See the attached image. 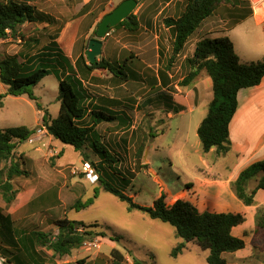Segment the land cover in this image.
<instances>
[{
  "label": "crops",
  "instance_id": "0c3cea01",
  "mask_svg": "<svg viewBox=\"0 0 264 264\" xmlns=\"http://www.w3.org/2000/svg\"><path fill=\"white\" fill-rule=\"evenodd\" d=\"M122 1L108 0L103 9L96 10L97 7L94 8L95 0H72L73 5L70 8L66 7L68 11H71V8L73 9L70 19L65 22L58 37L54 40L57 45L53 44L55 47H53L52 51H49L57 52L69 64L59 60L61 65H55L58 74L51 73L54 74L58 83L59 80L72 76L70 66L75 70L76 76L74 77L80 80L78 89L83 96V106L87 112L82 125L92 129L91 141H97L112 159H116L114 164L108 165L105 161H100L97 153L92 152V155L95 156L98 171L104 168L113 172L116 167L115 164L121 162L122 158L118 156L119 150L125 152V146L130 145V141L126 142L125 135L127 136L126 133L130 129H134L135 121L139 115L142 116L150 110L162 112L165 104V107L168 108L167 119H171L173 114L181 115L187 113L189 116H193L194 113H197L196 118L198 119L194 126V130H197L206 115L208 103L212 98V82L204 73H201L191 85L181 90L178 89L177 85L172 87L176 76H178V71H182L183 61L186 58V55L183 56L181 62L178 59L170 68H167V60L170 57V53L167 56L169 46L166 42L167 36L170 38V35L168 29L163 25V20L167 17L177 18L182 13V7L177 11L174 6L176 0L137 1V6L132 12L139 26L137 33L131 34L125 28H119L110 30L104 38L99 39L102 42L101 55L96 60L104 59L110 63H116L118 67H123L120 69L118 77L113 76L104 69L94 70L88 75H80L76 71L75 61L80 56H83L85 64L89 65L86 59L87 44L90 38H95L92 37V33L96 29L97 24ZM233 1L235 2V0ZM237 9L231 5L227 7L225 4L217 7L208 18L200 23L199 27L188 38L183 49L190 45L187 51L191 50L190 52L192 53L196 42L201 39H213L222 36L230 38L225 32H230L232 24L230 26L228 24L237 14ZM36 11L48 15L47 12ZM252 16L256 21L258 18L261 21L263 14L256 13L257 18L252 12ZM44 22L49 23L48 21L35 23ZM21 27H24V24ZM13 38L15 37L0 41V58L8 57L4 55L6 53L7 55L10 54L7 51L5 52V49L1 46L13 40ZM21 39L17 40L20 46L9 57L16 56L17 61L23 65L24 69H33L36 65L40 66L45 63V59L52 58L54 53L44 54L50 48L49 43L36 54L31 52L33 50L31 49L33 41ZM41 53L44 54V56L42 55L43 57L40 55ZM164 81L166 83L165 86ZM3 88L4 93L5 87L3 86ZM174 90L179 93H175ZM6 99L21 101L26 105H30L36 115L33 119V125H36L35 128H37L38 124H41L46 132L42 121L43 111L36 108L34 101H31L26 95L20 97L6 96L2 100L0 109L4 108ZM169 100L173 106L182 107V109L171 114L169 110H173V108H170ZM237 104L236 112L229 124L230 152L225 156L217 155L218 159L225 157L227 162L223 164L212 162L209 164L206 160H201L202 168L196 171L198 175L193 178L191 183L193 192H190V194L199 195L198 198L204 200L205 204H208L210 208L244 215V222L234 227L231 230V234L236 238L242 239L245 246L243 249L231 254L234 258L241 257L240 255H243L241 252L246 249L243 257L253 259L255 252L264 254V234L255 232L256 212L258 209L264 208V190L257 191L254 197V205L245 206L235 197L231 183L245 167L264 159V77L257 86L240 90L237 95ZM40 106L48 112L50 118L56 117H53L48 107ZM98 112L103 114L106 119H97L99 121L95 123L94 114ZM24 127L35 130L28 125ZM44 135L48 136L49 139L52 138L46 133ZM49 142L52 143V140H49ZM209 153H214L213 149ZM14 157L17 158L15 161L19 163L20 169L25 171L27 175L15 177L10 181L13 191H15V197L11 204L6 205L0 195V254L3 255L0 256L7 259L10 264H13L11 260L14 257L9 252L24 251V249L30 250L29 247L20 245L22 242L20 241L21 238L26 236L29 239H34V234L37 232L45 233L40 217L43 213H46L43 211L47 210L43 209L42 212H38L37 207L42 206L38 204V201L43 199L44 201H50L54 205H62L65 202V208H75L74 205L66 203L65 200L62 202V195L66 194L75 197V193L78 191L72 187L75 183L74 180L69 182L71 187H68L67 182L61 186H57V183L54 184L56 175H63V167L56 166V163L54 165L51 164L52 167L46 166V155L42 153L39 147H36L27 155L15 149ZM58 158L56 156V159ZM83 162L81 160V163ZM3 168L4 165L0 164V170ZM48 168L57 173L48 170ZM222 169L225 171L223 174L221 172ZM216 170L219 172L217 174L219 175L218 177H208L212 176L213 173V175H216ZM44 179L48 181L45 182ZM44 183L47 188L55 186L52 194L48 196L39 194V184ZM253 187L254 184L252 186L248 185V189ZM184 199L192 202L189 198ZM72 200L75 202V198H72ZM34 219L40 220L38 222L39 225ZM6 228H9V230L4 235ZM45 229L54 235L52 238L58 233L54 223ZM103 240L105 241V239ZM27 241L29 240L25 242L28 243ZM188 245H186V249ZM108 247L110 250L114 249L111 244H108ZM35 251L36 255H33L31 260L28 257L25 258L26 264H45L42 257H37L38 251ZM50 255L51 257L62 258L61 264L70 263L64 260L69 255L58 256L53 251H51ZM16 264L22 263L17 262ZM231 264H235V262ZM259 264H264V258Z\"/></svg>",
  "mask_w": 264,
  "mask_h": 264
},
{
  "label": "trees",
  "instance_id": "16d2710c",
  "mask_svg": "<svg viewBox=\"0 0 264 264\" xmlns=\"http://www.w3.org/2000/svg\"><path fill=\"white\" fill-rule=\"evenodd\" d=\"M239 1H244L248 5L246 0ZM228 3L230 0H184V8L179 17H167L163 20V25L168 29L171 39L167 68H170L176 61L188 38L200 23L208 18L218 5ZM42 21H49V16L36 11L26 0H0V41L8 37H16L18 30L25 23ZM97 27L98 24L96 29ZM138 27L136 17L131 13L129 21L123 20L109 31L125 28L126 31L134 34L137 33ZM96 29L93 31L92 37H95ZM53 47L55 46L50 44V48L44 53H54L52 58L45 59V63L29 70L23 68L16 56L0 58V83L5 87V92L0 94V107H2V100L6 96L26 95L35 102L38 110L43 111L42 121L47 135L72 147L85 162L88 159L86 151L90 150L97 153L101 162L105 161L108 165L114 164L116 159H112L97 141H91L92 129L82 125L87 112L83 106V96L78 89L80 80L74 77L76 72L71 66L72 76L66 77V79L70 78L71 83L66 79L59 80L58 83L56 102L59 104V109L57 116L53 119L50 118L48 112L37 103L32 89L51 72L58 74L55 65L60 64L59 60L65 64L68 62L57 52H49ZM44 54L40 55L44 56ZM184 62L188 70L179 82L180 87L191 85L201 73L209 77L212 82V98L208 103L206 115L196 130L201 151L203 154H207L213 149L216 155L225 156L230 152L229 124L237 109L238 92L242 89L255 87L261 82L264 77V58L257 62L242 63L234 51L231 40L227 36H222L197 41L193 52L185 58ZM75 68L80 75H88L94 70L104 69L118 77L119 71L123 67H118L116 63H110L104 59L86 65L84 57L80 56L75 61ZM170 108H173L175 112L182 109V107L175 106H170ZM94 115L95 123L97 119H106L100 112ZM34 133V130L24 126L0 128V164L9 163L7 168L0 170V195L6 205L11 204L15 197V191H13L10 181L15 177L27 175L15 161V148L18 144L28 140ZM144 166L146 167V165ZM252 180L254 187L248 189ZM98 181H101L100 177H98ZM127 184L128 182H126ZM101 185L105 192L125 203L129 212L137 210L151 220L170 225L174 229L176 237L181 240L171 251L170 255L174 258L186 250L187 244H193L201 251L208 252L205 258L206 264H227L222 258V254L239 251L245 246L242 239L231 234V230L245 220L241 213L225 212L210 207L198 208L194 203L180 197L168 203L164 190L150 207H146L136 204L131 197L109 183L101 182ZM190 188H192V184H186L184 193ZM231 188L235 197L243 205H254L257 191L264 190V159L241 170L231 183ZM94 199H96V194L87 203L79 205L77 202L74 206L79 205L81 208H85L92 204ZM255 221V232L264 234V208L257 210ZM54 224L58 229L54 238L41 232L34 234V239L24 236L20 239L22 241L20 245L29 247L30 250L24 249V251H15L14 253L31 260V257L36 255V248L40 246L53 251L58 256L70 255L72 250L79 249L95 237H106L104 232L90 230L97 228L98 224L85 225L82 222L69 221L66 218L58 219ZM79 228L82 230L79 231ZM122 239L120 236H109V240L114 242H120ZM26 240H29L28 243L25 242ZM19 257H14L16 263H22L18 261L21 260ZM6 263L10 264L7 259ZM108 264H124V256L118 250L112 249L109 253ZM133 264H137V262L133 261Z\"/></svg>",
  "mask_w": 264,
  "mask_h": 264
},
{
  "label": "rangeland",
  "instance_id": "374dc122",
  "mask_svg": "<svg viewBox=\"0 0 264 264\" xmlns=\"http://www.w3.org/2000/svg\"><path fill=\"white\" fill-rule=\"evenodd\" d=\"M26 1L36 10L47 12L50 20L48 21L49 23H25L24 27H20L16 37L1 46L5 49V52L7 51L10 54L20 46L17 43L19 38H22L21 40L29 39L33 41V47H31L33 50L31 52L36 54L43 47L47 46L48 43L49 45H57L54 40L58 37L65 22L69 21L73 11L72 8L71 11H68L66 8H70L73 5L72 0ZM107 1L95 0L94 8L97 7L96 10L103 9ZM183 2L184 0H176L174 6L177 11L180 7L183 10ZM222 5H218V7ZM225 5L227 7L231 5L234 8H238L237 14L228 24L230 26L234 21L230 32L225 33L230 36L229 39L233 43L234 51L240 61L242 63H251L262 60L264 58V22L262 23L256 14L255 16L259 21L257 20V22L253 18L249 4L247 5L244 1L235 0L234 2L230 0V3ZM167 38L166 44L169 46L167 56H169L171 39L168 36ZM189 47L190 45L185 47L176 60L179 59V62H181L183 56L189 57L191 55V50L187 51ZM4 55L9 57L7 53ZM183 65L181 69L183 72L178 71V76H176L172 84V87L177 85L179 90L182 89L179 86V82H181L188 70L185 62ZM36 67L38 66L36 65ZM66 80L70 82V78ZM3 90V85L0 83V94H3ZM57 90L58 81L53 73L43 78L32 89L34 96L37 98V103L48 107L53 117L57 116L59 109V105L55 101ZM174 92L179 93L175 90ZM4 102V108L0 109V127L28 125L35 129V133L28 140L16 146V151L27 155L36 147H39L42 153L46 155V166L56 163V166L63 167V175L57 174L55 182L53 180L54 184L57 183V186H61L67 182L68 187H71L69 182L75 181L72 187L78 190L75 193L76 196L72 197L71 195L63 194L62 202L65 200L66 203L75 205L76 201H78L79 205H82L87 203L96 194V199L93 200V203L87 205L85 208H81L79 205H76L75 208H65V202L62 205H54L50 201H44L43 199L38 201V204L42 206L37 207V211L42 212L43 209L47 210L43 211L46 213H43L40 217L41 222H43L42 228H44V234H51V237H53L54 235L47 232L45 228L53 224L57 219L62 218L71 221H82L85 225L98 224L97 228L90 230L106 234L105 238L95 237L79 249L72 250L70 255L65 257L64 260L69 261V264H108L109 253L111 251L108 244H111L114 249L121 252L124 256V264H133V261L137 262V264H206L205 258L208 252L201 251L193 244H189L188 248L177 257H172L170 255L172 249L181 242L176 237L174 229L168 224L149 219L140 211L133 210L129 212L125 203L120 202L116 197L105 192L101 185V182L113 185L141 206L150 207L153 201L164 190L167 194L168 203L180 197L189 198L198 208L210 207L208 204H205L204 200L198 198L199 195L190 194V192H193L191 188V190L186 189L187 192L184 193L186 184L192 183L193 178L198 175L197 169L202 168L201 160L204 159L209 164L212 162H216L217 164L227 162L225 161V157L218 159L215 153H202L196 130H194L198 119L196 118L197 113H194L193 116H189L187 113L176 115L173 114L175 110H169L173 114V117L167 119L166 113L168 112V108L164 104L162 112L150 110L142 116L139 115L135 121L134 129H130L126 133L127 136L125 135L126 142L130 141V145L125 146V152L119 150L118 156L122 160L115 164L116 167L114 166L113 172L104 168L98 171L95 156L89 150L86 151L88 155L86 162L94 167L97 176L101 180L90 183L82 173L81 160L83 158L80 157L79 153L75 152L72 147L45 136L46 132L43 130L41 124H38V127L35 128L36 125H33V119L36 115L30 105L11 99H6ZM171 106H173L172 103ZM30 140H33V142L30 143ZM49 140H52V143ZM56 156L59 158L56 159ZM227 164L229 165V163ZM3 165L4 168H7L9 163ZM48 170L50 169L48 168ZM217 170L215 172L216 175H213V173L212 176L208 177H218L219 175L217 174L219 172ZM50 171L53 172L54 170ZM199 172L201 173V171ZM221 172L223 174L225 171L222 169ZM33 176L35 175L33 174ZM44 180L45 182L48 181ZM126 182H128L127 185ZM253 184L252 180L250 186ZM54 188V185L47 188L45 183L39 184V194H46L48 196L52 194ZM72 198H75V202ZM40 220H35L37 225H39L38 222ZM8 230L9 228H6L4 235L7 234ZM81 230L79 228V231ZM109 236H120L123 239L120 242H114L108 239ZM36 250L38 251L37 257H42L45 264H61L62 258L51 257V251L45 247L39 246ZM9 253L15 258L20 256L21 260L18 261L26 264V261L22 260L25 259L24 256H18L14 252ZM245 253L246 249L241 252L243 254L240 255L241 257L236 258L231 253H224L222 254V258L227 264L233 262L235 264H259L264 258V254L258 252H255L253 259L245 258L243 257ZM11 262L16 264L14 258Z\"/></svg>",
  "mask_w": 264,
  "mask_h": 264
},
{
  "label": "water",
  "instance_id": "95a60500",
  "mask_svg": "<svg viewBox=\"0 0 264 264\" xmlns=\"http://www.w3.org/2000/svg\"><path fill=\"white\" fill-rule=\"evenodd\" d=\"M137 1L123 0L102 18L96 29L95 38L88 40L86 59L89 63L95 62L96 58L101 55L102 42L99 39L104 38L108 34L109 29L115 27L121 21H129V16L136 8Z\"/></svg>",
  "mask_w": 264,
  "mask_h": 264
},
{
  "label": "built area",
  "instance_id": "2783aa9c",
  "mask_svg": "<svg viewBox=\"0 0 264 264\" xmlns=\"http://www.w3.org/2000/svg\"><path fill=\"white\" fill-rule=\"evenodd\" d=\"M249 4L253 14L260 13L263 14V17L261 18V22H264V0H246ZM30 143L33 142V140L29 141ZM82 173L84 177L90 182L95 183L98 180V176L96 173V170L94 167L88 163L83 162L81 166ZM0 264H7L6 259L3 257H0Z\"/></svg>",
  "mask_w": 264,
  "mask_h": 264
}]
</instances>
